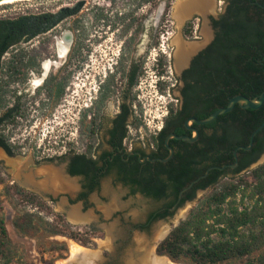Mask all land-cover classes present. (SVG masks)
Listing matches in <instances>:
<instances>
[{
    "label": "flooded vegetation",
    "instance_id": "flooded-vegetation-1",
    "mask_svg": "<svg viewBox=\"0 0 264 264\" xmlns=\"http://www.w3.org/2000/svg\"><path fill=\"white\" fill-rule=\"evenodd\" d=\"M137 1L136 7L126 14H113L111 0L108 8H97L93 15L92 38H86L77 14L86 3L78 0L59 3L57 12L46 9L40 13L49 14L57 22L44 33L20 44L31 43L29 50L18 45L0 55V143L10 144V154L2 147L0 150L6 157L21 159L27 156L22 143L12 137V131L21 130L32 121V109L47 111L45 117L48 118L60 107L73 106L76 120L72 123L77 126L74 143L84 142L82 148L76 149L63 134L52 154L40 150L30 154L32 164L64 166L66 175L70 176L66 180L71 181L73 188L70 190L75 194L73 198L66 195L65 206L77 203L81 206L80 210L72 207L68 214L76 208L84 217L87 215L85 207L94 205V201L107 202V198L100 195L103 188H119L121 195L116 198L117 202L132 200L158 206L150 213H171L174 206L192 202L198 191L212 188L210 172L218 171L212 176L217 175V181L221 182L240 166L238 150L234 153L237 147L232 151V162L225 160V117L210 125H199L193 120L207 118L225 102V45L242 44L244 31L250 37L257 31L264 33V0H199L207 3L204 14L192 10L179 28L180 36L190 49L186 62L176 68L177 46L172 43L167 56L159 55L152 66L157 75V91L172 93L173 98L167 102L165 114L154 123L155 129L149 130V134H146L142 116L141 85L147 73L148 48L157 45L154 36L159 20L153 22L152 18L147 28V15L144 11L140 14V10L146 5L156 8L158 1ZM69 18L73 19L71 23H67ZM229 25L237 29L235 40L225 37ZM202 27L208 29V33L201 37L197 34ZM187 30L189 36L185 35ZM64 31L72 35L69 48H65L61 39ZM109 34L122 39H111ZM40 38L44 48L38 53L32 42ZM51 45L54 46L53 54L49 51ZM88 47H91V54H83L88 52ZM21 49L26 54L18 55ZM106 50L108 53L103 55ZM235 58L236 80L233 83L239 90L242 70L240 56ZM168 72L171 77L167 76ZM9 111L16 112L15 117L9 116ZM234 123L237 127L234 138L240 139V112ZM49 135V138L54 137ZM260 148L258 145L257 149ZM255 154L252 151L243 160ZM235 163L234 168L229 167ZM24 165L27 168L20 170L19 178L12 184L37 195L42 201L55 203L53 193L41 191L39 194L21 186L20 182L29 181L24 174L31 169L25 163L20 167ZM54 189L46 187L44 191Z\"/></svg>",
    "mask_w": 264,
    "mask_h": 264
},
{
    "label": "rangeland",
    "instance_id": "rangeland-1",
    "mask_svg": "<svg viewBox=\"0 0 264 264\" xmlns=\"http://www.w3.org/2000/svg\"><path fill=\"white\" fill-rule=\"evenodd\" d=\"M78 1L83 2V4L86 3V5L81 6V11L77 14L80 16V25L87 35L86 38H92V34H94L95 29V20L93 15L95 14L97 8H108L109 0ZM157 1L156 8H150L149 5H146L140 10V14L144 11L147 15L146 23L148 28L149 24L152 22V18L153 22H156V9L160 6L162 7L161 16L160 19H158L159 25L154 36V40L157 42V45L155 47L151 46L148 48L147 58L145 60L147 73L145 74L143 84L141 85L143 91L142 100L144 103L142 116L144 118V122L146 123V134H149V130L155 129L154 123L163 117L166 112L165 106L167 105V102L173 98L172 93L168 95L166 92L161 93L157 91L158 88L155 87V81L157 80L155 76L157 75H155L153 71L154 67L152 66L155 64V60L159 55L167 56L170 52V46L173 43V38L181 30L179 29L181 26L177 27L173 12L176 3L184 0H173L169 13L166 17H162L164 11L163 0ZM64 2H76V0H26L4 4L0 5V18L13 17L17 14L23 13L40 14L41 12H45L46 9L51 10L52 12H57L59 3ZM137 3V0H111L112 12L113 14L116 12L126 14L130 10H133ZM35 8L38 9L36 10ZM72 20V18H69L67 23H71ZM203 22H205V17ZM62 27L63 25H61L57 30L59 31ZM207 33L208 29L202 27L197 35L202 37ZM115 35L116 34H109L108 37L111 39L115 38L117 40L122 39L121 36L117 38ZM30 44H22L19 48L29 50L31 47ZM32 44L34 50L41 53V48H44L43 40H41V38L35 39ZM107 46H109V43ZM90 48L91 47H88V49H86L88 52H83V54L90 55ZM53 50L54 46L51 45L49 48L51 54H53ZM162 51L164 52L163 54ZM107 53L108 51L106 50V53H103V55H106ZM172 74L174 75L173 71ZM167 76L171 77L169 72ZM68 106L71 108L60 107L54 112V115H51L48 118L45 117L47 111L43 113L41 110L32 109L30 111L32 121L26 126H23L21 130L17 129L12 131V137L19 140V142H21L25 147L27 155L25 158H8L0 150V216L4 218L8 237L14 246L15 256L19 257L24 264H59L60 262H64L68 259L69 244L75 243L91 251L98 252V262H100V264H123L125 262L124 257L127 250L136 248L135 242L138 238L146 240L156 254L155 244H152V240L155 237L154 234H157L156 226L162 225L170 228L169 221L164 218L147 222L149 213L156 210L158 206L137 203L132 200L125 201L124 203L117 202L116 198L118 195H121L119 188H103L100 195L105 196L108 201L103 204L98 201H94V205L85 207L84 214L87 215H84V217L87 218L84 219H87L88 221L81 223L73 222V220L69 219V215L73 212V210L78 212V209H72L68 214V211L72 207H78L80 210V204L77 203L70 207L65 206L66 195L71 198L75 195L74 191L69 189L73 186L69 180L65 181L62 185V187L66 188L56 187L52 192L44 191L46 189L45 186L39 187L40 192L53 193L54 198H56L55 203L48 202L47 200L44 201L47 209H44L43 211L38 209L37 206H33L25 202L24 199L21 200V198L14 195L11 190H7V188L13 186L12 182L17 181L19 178L21 174L20 170L23 169L22 171H24L27 168V166L21 168L20 163L28 164L31 161L30 154H32V151L40 150L44 151L46 154H52L53 151H55V146H57L59 140L62 139L63 134L69 138V141L67 142L76 147V149L82 148V144H85L84 142H80V140L77 144L74 143L77 140V126L72 122L76 119L74 111L72 110L73 106ZM66 131H68L67 134ZM49 133L54 135V137L49 138ZM24 138H27V140H24ZM59 150L60 149H58V151ZM17 162L19 164H17ZM263 163L264 153L261 155L258 162L255 165H252L250 169ZM31 173V170L26 171L24 174V177L26 176L25 179H28V177L31 176ZM238 178L249 183L252 182V179L249 177V173L246 171H243L240 174H233L232 172H229L226 176V180L228 181H231L232 179L238 180ZM43 181L44 179L42 178L38 180L37 183L39 182L42 184ZM26 183H28V180H26ZM49 189L51 188L47 187V190ZM211 192L212 188L203 192L198 191L192 202H186L185 204L177 207L176 210H173L171 214L167 216V218L171 219L179 214L182 215V220L180 221H184L188 217L189 213L199 206L211 194ZM243 203L242 206H250V202L247 199H244ZM26 212L36 214L37 216L36 225L38 224L39 230L35 235H24L18 232L12 224L13 220L17 216ZM55 214L65 215V223H67L68 226L64 228L61 227V223H57V226H60L61 229L64 230L66 234L64 236H49L44 230L45 228L43 223L52 222L51 219L54 218ZM67 234L68 236H73L75 239L73 240L69 238ZM257 255V253H253L250 258L257 257ZM156 256L166 258L174 264H190L184 260L172 261L164 255L156 254ZM246 260L247 257H244L219 264H244ZM98 262L96 264H98Z\"/></svg>",
    "mask_w": 264,
    "mask_h": 264
},
{
    "label": "trees",
    "instance_id": "trees-1",
    "mask_svg": "<svg viewBox=\"0 0 264 264\" xmlns=\"http://www.w3.org/2000/svg\"><path fill=\"white\" fill-rule=\"evenodd\" d=\"M150 1L145 0V3ZM172 1L163 0L162 17L168 15ZM56 22L57 20L54 17L51 18L49 14L23 13L0 18V55L44 33ZM229 26V29L225 31V37L235 40L237 29L233 25ZM185 35H190L188 30ZM242 39L240 45H225L226 94L225 102L220 104V108L226 107L229 98L233 96L243 95L254 99L264 92V33L257 31L253 37H250L248 32L244 31ZM24 54L26 52L22 49L18 52V55ZM237 55L240 56L242 70V87L239 90L233 83L236 80L235 57ZM238 112L242 114L240 139L234 138L237 130L234 120ZM15 113L9 111L8 115L12 117ZM224 117L227 120L224 138L225 160L230 159L232 162V151L239 146H248L252 132L263 122L264 105L259 109H240L238 105H235L231 112L220 115L213 121L216 122ZM228 119H231V122H228ZM253 144V147H256H252L251 150H238V155L241 157L240 166L232 172L240 174L246 171L252 182L249 183L240 178L228 181L226 177L218 182L217 175L212 176L218 171L210 172L211 194L193 209L184 221L169 232L156 247V254L167 256L172 261L184 260L190 264H219L244 257H247L244 264H264V163L250 169L256 157L264 151V127L254 136ZM258 145H261L260 149H257ZM0 147L10 154L8 142L0 143ZM252 151L256 154L248 160H243V157ZM175 180H178L176 176ZM7 190H11L21 200L24 199L25 202L37 206L42 211L47 209L46 203L37 195L15 184ZM159 195L162 196L163 193ZM244 199L249 200L250 206H242ZM170 214L167 211L150 213L147 222L164 219ZM36 218V214L26 212L17 216L12 224L24 235H35L39 230ZM51 221L43 223L44 230L49 236L66 235L61 227L66 228L68 225L62 215L55 214ZM57 223H61V227L57 226ZM68 237L75 239L71 235ZM253 253H257V257L250 258ZM0 264H24L19 257L15 256L14 246L8 237L2 216H0Z\"/></svg>",
    "mask_w": 264,
    "mask_h": 264
},
{
    "label": "bare ground",
    "instance_id": "bare-ground-1",
    "mask_svg": "<svg viewBox=\"0 0 264 264\" xmlns=\"http://www.w3.org/2000/svg\"><path fill=\"white\" fill-rule=\"evenodd\" d=\"M21 0H12L0 3V5L4 4H10L13 2H17ZM207 7V3H201L199 0H184L179 1L176 3L174 7L173 16L176 21L177 27H180L183 21L191 14L192 10H197L202 15L205 12V8ZM162 13V7L160 6L155 15V20L157 21ZM173 43L177 46V50L174 53L175 58V66L178 68L180 65H183L186 62L187 55L190 49L185 45L182 37L178 33L173 38ZM15 162V161H14ZM22 164V163H20ZM27 165L22 166L21 168H24ZM41 174L45 175L46 177L50 178L43 181L44 185H48L49 182L55 181L56 179H60L61 186L63 183H65L66 180L64 177L58 178L56 176V173L48 169H43L39 171ZM48 181V182H47ZM51 184V183H50ZM51 184L50 186H52ZM50 188V187H48ZM70 188H73L70 187ZM69 188V189H70ZM87 217H81L78 215V212L76 210H73V212L69 215L70 220H79ZM86 221H88L86 219ZM157 230L154 234L155 237L153 240H157L160 238V236L165 234L170 228H167V226L158 225L156 226ZM159 231V232H158ZM136 248L132 250H127L125 254V262L123 264H174L163 257H158L153 251V248L149 246V243L146 240H143L142 238L136 239ZM152 244H154L152 242ZM99 260V253L95 251H91L87 248H84L82 246H79L75 243L69 244V255L68 259L64 262H60L59 264H96ZM100 264V262H98Z\"/></svg>",
    "mask_w": 264,
    "mask_h": 264
},
{
    "label": "water",
    "instance_id": "water-1",
    "mask_svg": "<svg viewBox=\"0 0 264 264\" xmlns=\"http://www.w3.org/2000/svg\"><path fill=\"white\" fill-rule=\"evenodd\" d=\"M7 1H12V0H0V3H3V2H7ZM21 1H26V0H21ZM61 39L62 41L64 42V46L65 48H69V45L71 43V39H72V35L69 31H64L62 36H61ZM240 105L242 108L244 109H259L260 107H262L264 105V92L262 94L259 95V97L257 98H254V99H250V98H247L243 95H236V96H233L229 99L228 103H227V106L226 107H223V108H219L217 110H215L214 112H212L207 118L205 119H202V120H193L196 124H199V125H203V124H208L210 122H212L213 120H215L218 116L220 115H223V114H226L228 112H231L234 108L235 105ZM264 127V117H263V122L252 132L251 136H250V141H249V145L248 146H239L236 148L235 150V154H236V151L237 150H249L252 145H253V138L254 136ZM183 139L185 140H189V141H192L193 139L191 138H187V137H183ZM29 167H31V176L28 177L29 181L28 183H25V182H20L21 186H23L24 188L28 189V190H32L36 193H41L40 192V186H45V187H48L50 186L51 184H53L51 186V188H56V187H59L61 186L60 184V179H56L55 181L53 180L52 182H49L48 185H44L43 183L40 184L39 182L37 183L38 180L40 179H44V180H47L50 178L46 177L45 175L41 174L39 171L40 170H43V169H48V170H51L52 172L54 171L56 173V176H59L61 177H64L65 179L66 178H70V176L66 175L65 171H64V166L63 165H60V166H55V165H52V164H42V165H36V164H32V161H30L28 163ZM236 166V163L235 164H232V165H229L230 168H234ZM219 169H222V168H219ZM37 178H39L37 180ZM48 182V181H47ZM51 183V184H50ZM187 189V188H186ZM177 207H173L172 210H176ZM182 215H179L177 214L175 217L171 218V219H168L166 218V220L169 221L170 223V229L169 231H167L164 235L162 234L160 236L159 239L157 240H152V242L155 244V247H157L159 245V243L165 239L167 237V235L169 234V232L174 229L177 225H179L181 223L180 220L181 219ZM73 222H77V223H81V222H87L86 220H83V219H79V220H73ZM154 239V238H153Z\"/></svg>",
    "mask_w": 264,
    "mask_h": 264
},
{
    "label": "built area",
    "instance_id": "built-area-1",
    "mask_svg": "<svg viewBox=\"0 0 264 264\" xmlns=\"http://www.w3.org/2000/svg\"><path fill=\"white\" fill-rule=\"evenodd\" d=\"M36 10L38 9V8H35Z\"/></svg>",
    "mask_w": 264,
    "mask_h": 264
}]
</instances>
